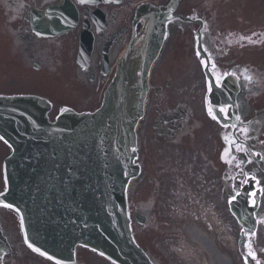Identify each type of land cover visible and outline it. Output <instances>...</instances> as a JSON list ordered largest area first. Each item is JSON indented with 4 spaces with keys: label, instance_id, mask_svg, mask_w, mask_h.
I'll return each instance as SVG.
<instances>
[{
    "label": "flooded vegetation",
    "instance_id": "af4514ba",
    "mask_svg": "<svg viewBox=\"0 0 264 264\" xmlns=\"http://www.w3.org/2000/svg\"><path fill=\"white\" fill-rule=\"evenodd\" d=\"M60 2L42 0L38 7H31L22 0H0V40H3V35L10 36L13 56V62H8L0 69V84H4L7 78L2 72L4 70L10 72V77H15L18 87L33 81L35 85H46L52 90L54 85L51 79H57V82L68 83V87L59 92L63 100H69L68 105L77 111H91L97 107L100 90L107 82V78L102 75L104 61L109 65L114 64L127 40L130 10L102 7L104 20L100 15L96 16V8L78 6L79 23L72 33L52 39L36 37L32 29V9L43 11ZM193 14L197 22L202 24L197 30L201 28V43L209 53L216 76L227 75L226 66L240 71L243 84L239 99L240 116L256 115L255 121L246 126L242 134L246 145L241 146V149L245 153L250 149L252 158L247 154L244 166L229 159L228 167L232 168V173H241L244 181L251 179L254 182L256 193L251 200L255 201L259 195L258 214L264 217V170L261 162L264 161V143L257 142L252 136V132L264 124V11H261V2L257 1L249 7L247 0H201ZM84 33L93 39V52L86 68L78 63L81 36ZM198 44L199 37L196 35L188 43L189 55L180 58V61H185V66L191 62L190 59L195 60ZM0 45L6 47L7 44L0 42ZM177 63L174 57L170 64L155 74L158 87L154 90L148 122L143 128V163L147 164L146 169L153 175L157 174L158 168L154 163L157 158L165 159L172 155L182 158L183 151L190 157L197 144L200 126L189 109H182L181 104L175 101L177 87H181L177 83L183 81L184 74ZM175 71L179 75L173 78ZM37 72H45L47 76L37 78L34 74ZM252 86L255 90L259 89L255 97L250 92ZM84 88L89 92L88 97L81 92ZM158 177L157 185L167 194L171 190V183L164 179L167 177L164 174ZM148 182L155 184L153 179ZM218 183L233 187L235 181L234 177H227L224 182L219 180ZM148 195V189L143 186L136 197L137 211L147 221L154 218L156 225L166 224L168 221L162 218L164 204L161 199L151 201ZM155 228L158 230L155 225L144 228L142 241L145 248L155 254L159 264H176L169 251L157 244L153 234ZM33 262L14 258L10 264ZM87 264L92 263L89 261Z\"/></svg>",
    "mask_w": 264,
    "mask_h": 264
},
{
    "label": "water",
    "instance_id": "95a60500",
    "mask_svg": "<svg viewBox=\"0 0 264 264\" xmlns=\"http://www.w3.org/2000/svg\"><path fill=\"white\" fill-rule=\"evenodd\" d=\"M179 2L173 0L170 12L142 10L150 12L149 35L124 57L98 113H64L52 125L39 102L0 98V132L15 150L8 163L11 190L5 199L20 207L19 196L34 192L39 221L54 220L62 231L64 215L74 226L92 224L91 245L122 264H131L129 256L136 251L126 210L127 183L135 175V129L143 115L150 67ZM239 206L233 211L250 223ZM75 242L64 250L70 251ZM36 243L45 250H60L55 243Z\"/></svg>",
    "mask_w": 264,
    "mask_h": 264
},
{
    "label": "bare ground",
    "instance_id": "6f19581e",
    "mask_svg": "<svg viewBox=\"0 0 264 264\" xmlns=\"http://www.w3.org/2000/svg\"><path fill=\"white\" fill-rule=\"evenodd\" d=\"M190 233L198 243L197 246L207 253L211 264H232L230 258L222 256L214 249L212 242L206 236L196 230H191Z\"/></svg>",
    "mask_w": 264,
    "mask_h": 264
},
{
    "label": "rangeland",
    "instance_id": "374dc122",
    "mask_svg": "<svg viewBox=\"0 0 264 264\" xmlns=\"http://www.w3.org/2000/svg\"><path fill=\"white\" fill-rule=\"evenodd\" d=\"M192 181H193V179L191 178V176H187V177H185L184 178V180H183V189H184V191H186V198H189V197H191L193 194H194V186H193V184H192ZM233 229H234V231H235V235H237V237H238V235H239V232H240V227H238V225L236 226L235 224L233 225ZM231 236L233 237V235L231 234ZM234 238V237H233ZM233 238H230V240H231V243H232V245L233 246H235V247H237V243H236V241H238V240H236L237 238L235 237L234 239H235V241L233 240ZM236 243V244H235ZM236 248L234 249V253H235V255L233 256V259H234V264H239V263H237L238 262V260H239V258L237 257V255H236ZM240 262V261H239ZM241 264V263H240Z\"/></svg>",
    "mask_w": 264,
    "mask_h": 264
}]
</instances>
